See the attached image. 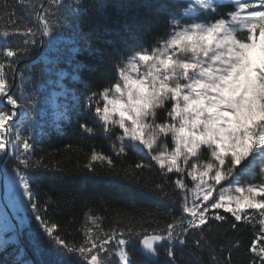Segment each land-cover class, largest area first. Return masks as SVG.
Returning <instances> with one entry per match:
<instances>
[{
    "label": "snow or ice",
    "instance_id": "snow-or-ice-1",
    "mask_svg": "<svg viewBox=\"0 0 264 264\" xmlns=\"http://www.w3.org/2000/svg\"><path fill=\"white\" fill-rule=\"evenodd\" d=\"M87 7L0 0V180L26 200L42 257L12 264H264V0L119 5L132 10L120 28L127 45L106 53L97 90L86 85L83 99L73 96L57 116L77 117L80 140H107L108 153L93 147L77 165L84 177L37 154L49 133L34 72L18 65L43 38L80 31ZM52 128L60 132L61 123ZM130 152L140 159L126 163ZM85 180L99 186L98 204L62 231L49 211L74 207ZM153 202L164 211L137 207ZM7 242L0 238V247Z\"/></svg>",
    "mask_w": 264,
    "mask_h": 264
},
{
    "label": "trees",
    "instance_id": "trees-1",
    "mask_svg": "<svg viewBox=\"0 0 264 264\" xmlns=\"http://www.w3.org/2000/svg\"><path fill=\"white\" fill-rule=\"evenodd\" d=\"M71 2V0H69ZM164 2V0H159ZM88 7L81 13V18L75 30H61L51 38H43L45 43L35 46V51L21 60L18 67L28 74V70L34 72V79L40 99V123L44 125L49 134L43 136L37 144V154L47 155L52 161H61L65 169H70L75 176H88L89 174L77 165L86 163L87 154L95 147L98 151L108 153L110 151L107 140L103 136H96L89 140H80L77 136V117L57 121L58 113L65 107H70L72 97H83L87 94L85 86L90 85L97 90V85L102 77L96 70L106 60L108 50L118 52L128 43L126 35L120 32L121 26H126L132 15V10L121 8V4H139L143 0H81ZM113 5L110 8L101 5ZM2 23V21H0ZM81 32L87 33L86 36ZM19 37H14L10 43H18ZM139 39L147 41L149 37L141 34ZM49 41H51L49 43ZM3 41L0 40V46ZM61 123V131L53 134L54 123ZM71 144L76 151H65ZM64 152V155L60 153ZM140 158L131 152L126 158V163H134ZM153 171V175H155ZM99 186L83 181L76 190L75 206L72 208L59 207L49 211V216L54 222L61 225L62 231H69L67 221L74 223L71 229L79 227L83 214L89 207L98 204L96 190ZM45 188L41 192H47ZM5 196L10 209L20 228L15 223L0 198V238L8 242L0 247V264H12L15 259L26 257L31 259L27 250H30L37 260L42 259L40 252L34 247L37 231V222L31 218L30 209H25L18 198L5 186ZM125 205L119 201H113V207L119 209ZM138 209L163 212L164 208L156 203H141ZM179 214L178 208H174ZM10 225V227H6ZM108 226L107 224L105 225ZM227 227V225H225ZM253 230L248 228L243 232V243L247 244L252 237ZM78 238V237H77ZM46 239V238H45ZM20 249V252H17ZM243 253V248L241 249Z\"/></svg>",
    "mask_w": 264,
    "mask_h": 264
},
{
    "label": "water",
    "instance_id": "water-1",
    "mask_svg": "<svg viewBox=\"0 0 264 264\" xmlns=\"http://www.w3.org/2000/svg\"><path fill=\"white\" fill-rule=\"evenodd\" d=\"M0 194H1L2 202L4 203V205L7 208V210L11 213L10 208H9V205H8V202H7V200H6L5 196H4V183H3L2 180H0ZM13 220H14V222L16 223V225L18 227L17 221L14 218H13ZM29 255H30L31 258L34 257L31 252H29Z\"/></svg>",
    "mask_w": 264,
    "mask_h": 264
},
{
    "label": "rangeland",
    "instance_id": "rangeland-1",
    "mask_svg": "<svg viewBox=\"0 0 264 264\" xmlns=\"http://www.w3.org/2000/svg\"><path fill=\"white\" fill-rule=\"evenodd\" d=\"M254 171H258V168H257V169H254ZM250 180H251L250 177H243V178L241 179V183L249 182Z\"/></svg>",
    "mask_w": 264,
    "mask_h": 264
}]
</instances>
